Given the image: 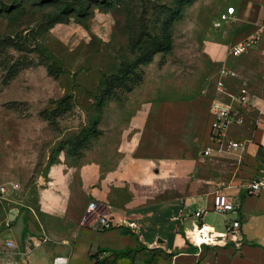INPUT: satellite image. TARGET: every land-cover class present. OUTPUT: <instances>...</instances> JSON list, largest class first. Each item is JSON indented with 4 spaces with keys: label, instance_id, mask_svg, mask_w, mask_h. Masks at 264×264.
Wrapping results in <instances>:
<instances>
[{
    "label": "crops",
    "instance_id": "obj_1",
    "mask_svg": "<svg viewBox=\"0 0 264 264\" xmlns=\"http://www.w3.org/2000/svg\"><path fill=\"white\" fill-rule=\"evenodd\" d=\"M229 7L234 14L220 21ZM217 15L214 23L220 25L208 31L201 44L211 66L219 71L239 60L253 63L264 57V0H230ZM252 35L258 37L254 49L239 57L229 54L234 45ZM91 59L95 68L89 83H74L76 72L66 64L68 71L64 68L66 73L55 79L66 81L60 86L63 95L98 87L101 54L95 52ZM247 67L264 91V65ZM202 87L189 98H156L146 109L137 100L113 105L111 123L122 130L120 135L91 147L75 165L59 161L51 167L50 181L35 194L34 204L38 201L44 212L39 228L30 220L37 218L30 205L16 209L12 225L17 235L30 224L44 237L45 244L28 260L54 264L55 258L66 257L68 264H94V255L101 260L139 248L113 264H264V187L254 194L247 190L252 181L264 178V115L254 119L249 103L244 123L227 130L228 139L245 142L243 151L205 157V148H215L210 142V109L220 97ZM250 119L253 124L248 125ZM242 127L247 130L235 134L234 129ZM216 195L231 198L239 205V214L214 211ZM32 200L30 194L29 203ZM91 201L105 208L113 229H97L95 215L84 221ZM195 210L203 213L200 224L214 233H223L230 221L238 220L243 243L238 247L191 243L189 233L198 221L191 216Z\"/></svg>",
    "mask_w": 264,
    "mask_h": 264
},
{
    "label": "rangeland",
    "instance_id": "obj_2",
    "mask_svg": "<svg viewBox=\"0 0 264 264\" xmlns=\"http://www.w3.org/2000/svg\"><path fill=\"white\" fill-rule=\"evenodd\" d=\"M180 2L0 0V184L20 185L18 193L0 203V225L11 209L30 205L37 218L29 219L39 228L44 212L38 201L34 204L35 194L50 181L51 167L59 161L75 165L85 151L120 135L122 130L111 123L113 105L137 100L146 109L156 98H189L202 86L218 94V70L205 60L201 44L208 31L217 28V11L230 0H194L179 10ZM165 26L168 51L159 44ZM95 52L102 57L99 86L63 95L60 86L66 81L48 76L45 64L68 71V63L76 72L74 83H89ZM17 59L33 64L8 80ZM245 60L230 65L236 77H229L227 87L231 93L240 86L246 89L255 119L264 115V91L247 66L258 69L264 57L253 63ZM244 127L234 129L235 134H243ZM85 138L84 148L71 154V146ZM6 240L16 248L4 249ZM43 240L30 224L19 236L12 224L2 228L0 264H38L27 256L38 251Z\"/></svg>",
    "mask_w": 264,
    "mask_h": 264
},
{
    "label": "built area",
    "instance_id": "obj_3",
    "mask_svg": "<svg viewBox=\"0 0 264 264\" xmlns=\"http://www.w3.org/2000/svg\"><path fill=\"white\" fill-rule=\"evenodd\" d=\"M234 8L229 7L226 10V14L220 16V21H224L227 15H233ZM220 25L219 22L215 24V27ZM258 41L256 35H252L234 45L229 54L233 57H239L246 53L251 47H253ZM219 79L216 82V92L219 95V99H215L211 109L210 115L212 121L210 124V142L215 146L207 147L203 151V156L211 157L213 154L226 153L229 155H236L241 153L245 147V142L234 141L227 138V130L232 125H242L244 123V110L249 105L248 93L244 87H240L236 93H231L225 83V79L236 77L234 72L229 69L222 67L219 71ZM264 187V178L252 181L247 188L248 193L254 194ZM20 191V185L16 182H9L6 184H0V203L7 201V196L16 194ZM214 211L220 214H232L237 216L239 214L240 207L231 198L225 195H216L213 201ZM31 215H35L34 211H29ZM202 211L195 210L191 213L197 223L192 226L189 233L194 245H204L208 247H223L227 245H233L235 247L240 246L243 243V236L241 234L239 221L232 220L224 228L223 233H214L205 229L200 224L202 217ZM33 215V216H34ZM90 215L96 216L97 229L99 230H110L114 228L112 218L105 212V208H101L96 201H91L87 205V217ZM11 222L6 217L3 224L0 225L2 228H11ZM130 228H134L130 225ZM2 246L4 249L14 248V243L10 240H6ZM54 264H68L66 257H57L54 259Z\"/></svg>",
    "mask_w": 264,
    "mask_h": 264
},
{
    "label": "trees",
    "instance_id": "obj_4",
    "mask_svg": "<svg viewBox=\"0 0 264 264\" xmlns=\"http://www.w3.org/2000/svg\"><path fill=\"white\" fill-rule=\"evenodd\" d=\"M193 1L194 0H181L178 9L180 10V8L184 4H189V3H192ZM176 14H178V12ZM176 16H178V15H176ZM164 32H165L164 33V39L162 41H160L159 44H160L162 51H168V50H170V38L168 36L167 26H165ZM32 64H33L32 62H22V61L17 59L8 71V75H9L8 80L13 79L20 70L25 69L26 67L32 66ZM45 66H46L48 76L52 77L53 79H57L61 74L66 73L63 66L60 68H56L53 64H50V65L45 64ZM99 84H100V81H99ZM87 140L88 139L85 138L81 142L77 141L74 145H72L71 146V154L75 155L82 148H84ZM139 250H140L139 248H137V249H125L123 251H118L114 255H110L109 257L102 258L101 260L98 258V255H94L92 258L95 259L94 264H113L117 258L129 256L130 254L136 253Z\"/></svg>",
    "mask_w": 264,
    "mask_h": 264
},
{
    "label": "water",
    "instance_id": "obj_5",
    "mask_svg": "<svg viewBox=\"0 0 264 264\" xmlns=\"http://www.w3.org/2000/svg\"><path fill=\"white\" fill-rule=\"evenodd\" d=\"M16 214H17V210H16V209H12V210L10 211V214H9V216H8V219H9V221H10L12 224H14V220H15Z\"/></svg>",
    "mask_w": 264,
    "mask_h": 264
}]
</instances>
